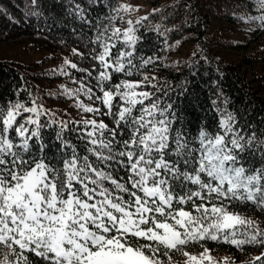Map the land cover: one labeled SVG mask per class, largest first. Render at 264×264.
Listing matches in <instances>:
<instances>
[{
    "label": "snow or ice",
    "instance_id": "obj_1",
    "mask_svg": "<svg viewBox=\"0 0 264 264\" xmlns=\"http://www.w3.org/2000/svg\"><path fill=\"white\" fill-rule=\"evenodd\" d=\"M101 3L107 14L95 21L72 5L91 33H77L78 42L92 48L72 47L54 66L84 73L72 75L77 87L59 88L85 116L57 118L30 90L26 100L0 103V264H264V249L238 262L208 247L264 245V222L238 210L264 214V133L249 132L216 99L218 124L185 128L172 82L158 74L164 57L142 50L149 13L133 16L139 6L126 0L89 7ZM243 18L264 27V12ZM161 27L154 30L172 47L168 32L178 26ZM52 127L54 142L44 131ZM66 129L78 142L65 138Z\"/></svg>",
    "mask_w": 264,
    "mask_h": 264
},
{
    "label": "trees",
    "instance_id": "obj_2",
    "mask_svg": "<svg viewBox=\"0 0 264 264\" xmlns=\"http://www.w3.org/2000/svg\"><path fill=\"white\" fill-rule=\"evenodd\" d=\"M131 1L134 0H126L127 3ZM136 1L140 3L133 16L149 13L140 29L145 36L142 50L146 55L155 51L156 55L164 57L159 61L158 74L172 82V102L177 104L184 127L195 129L201 122L210 128L218 124L220 113L212 105V100L216 99L220 108L235 112L249 132L264 133V27L259 19L243 18L246 15L257 17L264 12L259 7L261 0ZM89 2L36 0L33 4V0H0V44H27L26 49L42 53L28 61L0 57V103L14 100L17 95L26 100L30 90L40 97V103L56 113L57 118L80 119L86 115L74 105V98L62 95L59 88L60 84L77 87L72 75L80 77L84 73L70 67L66 71L71 75L55 73L54 66L62 62V55H70L72 47L85 53L92 48L91 44L85 47L82 41L78 42L77 33L83 31L85 38L91 33L88 25L76 18L72 5L82 4L93 21L98 13L106 15L107 7L101 3L90 8ZM116 2L111 0L113 6ZM152 8L162 10L151 13ZM157 23L162 25L161 31L178 26L168 32L167 43L172 47L163 46L165 37L154 30ZM145 28L149 30L145 32ZM175 41L180 42L174 44ZM49 59H54L55 65H49ZM81 67H88V62H81ZM152 70L151 67L145 69ZM21 85L25 87L21 89ZM17 89H21L19 93ZM50 91L57 95H49ZM81 98L86 103L92 102ZM46 119L41 117V122ZM44 131L49 141L54 142L56 128ZM65 138L74 143L80 139L79 134L70 129L65 130ZM86 146V143L79 144L81 155ZM90 158L95 159L91 154ZM238 210L264 222V214L258 209L241 206ZM208 247L213 255H232L238 262L250 260L251 254L264 249V245L260 248L249 246L241 251L223 242L210 241ZM174 258L182 259L179 255Z\"/></svg>",
    "mask_w": 264,
    "mask_h": 264
},
{
    "label": "rangeland",
    "instance_id": "obj_3",
    "mask_svg": "<svg viewBox=\"0 0 264 264\" xmlns=\"http://www.w3.org/2000/svg\"><path fill=\"white\" fill-rule=\"evenodd\" d=\"M134 6H137V3H140V1H131L128 2ZM134 13H137L136 11ZM27 44H21L16 45L13 43H3L0 44V57H6V58H14L21 61H28L31 57L34 59L36 57H39L41 54L40 52L33 51L31 48L26 49ZM24 48V49H23ZM49 65H55L54 59H49Z\"/></svg>",
    "mask_w": 264,
    "mask_h": 264
}]
</instances>
